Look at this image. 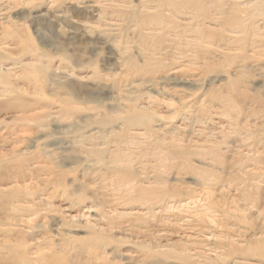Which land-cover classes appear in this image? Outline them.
<instances>
[{"label": "rangeland", "instance_id": "374dc122", "mask_svg": "<svg viewBox=\"0 0 264 264\" xmlns=\"http://www.w3.org/2000/svg\"><path fill=\"white\" fill-rule=\"evenodd\" d=\"M208 11L0 0V264H264L248 252L264 246V17L243 33ZM127 154L137 179L198 197V220L126 202Z\"/></svg>", "mask_w": 264, "mask_h": 264}, {"label": "bare ground", "instance_id": "6f19581e", "mask_svg": "<svg viewBox=\"0 0 264 264\" xmlns=\"http://www.w3.org/2000/svg\"><path fill=\"white\" fill-rule=\"evenodd\" d=\"M54 1V0H53ZM210 4H204V0H181V3L184 5H193L196 8H198V14L199 13H205L209 10L215 9L216 11L220 12V14L216 13L212 14L211 16H220L218 20H222L225 22H232L237 23L240 27L239 29L242 30L243 33L249 32V30H254L256 23H252L255 19H259L260 17H264V0H255L254 2L252 0H210ZM229 5V8L224 7L223 4ZM260 6V8H259ZM209 10V11H210ZM208 11V12H209ZM241 14H246L245 17H240ZM199 18V17H198ZM214 19V18H213ZM188 28V26L186 27ZM207 27H205L203 24H198V31L203 33L206 30ZM231 36V37H230ZM228 38L230 40L235 41L236 43H240L241 41H244L242 35L238 33H234L230 35ZM210 50L209 48H207ZM206 49V50H207ZM204 48V51H206ZM207 50V51H208ZM223 50V49H222ZM206 51V52H207ZM208 53V52H207ZM226 56V54L224 55ZM141 134L137 133H130L131 139H138ZM207 150H210L211 152H206L203 150L198 151L199 156H204L206 154L214 155L218 160H220L219 154L216 152V148L213 146H209ZM202 151V152H201ZM148 153V152H147ZM125 156V161H120L118 158L115 159L114 165H113V172H114V178L116 181V186L120 190H124V197L126 198V202H137L142 204L143 206H148L153 203L161 202V203H167V201L172 200L173 202H177L175 200L174 194H183L184 190L180 187H177L173 191H167L164 188H160V184L158 182L154 183L150 179H143L139 180L137 179L134 174L137 172L138 169L135 168V164L133 163V160L136 158H133V154H127ZM175 158L172 154H165V156L162 158V162H164L166 165H170ZM161 161V160H160ZM154 160H149L146 163L153 164ZM145 163V164H146ZM124 165V166H123ZM157 165H154L156 167ZM183 169L192 173L200 183H206V182H212L208 179V173L204 170L203 167H200L196 164H185L183 166ZM164 173V172H163ZM162 176V173H160ZM258 188L259 184L254 186V188ZM190 203H178V205L174 204V207L176 208L171 210V218H179V215H173L172 212H174L177 209H181L184 211L185 214L189 213V218H193L194 220H198L197 218V212L198 208H190V205H194L195 207H198L199 201L198 197L196 196H190L189 198ZM208 208V207H207ZM209 209V208H208ZM206 210V208H205ZM123 216H127L132 218L130 214H123L120 215L121 218H124ZM192 220V219H191ZM182 220H179L178 222H172L174 225H178L179 222ZM200 222H203L202 220H199ZM240 235H244L243 238H247V234L243 231L239 232ZM261 238V237H259ZM219 239V238H217ZM233 240L234 237H231ZM222 240V239H221ZM221 240H217L218 242H221ZM260 243V241H259ZM248 252L252 253H261L264 254V246H259L258 248H248ZM201 258L207 259L209 258L208 255L202 256ZM210 260V259H207Z\"/></svg>", "mask_w": 264, "mask_h": 264}]
</instances>
